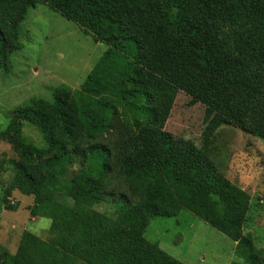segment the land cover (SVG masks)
Returning <instances> with one entry per match:
<instances>
[{
  "label": "trees",
  "instance_id": "16d2710c",
  "mask_svg": "<svg viewBox=\"0 0 264 264\" xmlns=\"http://www.w3.org/2000/svg\"><path fill=\"white\" fill-rule=\"evenodd\" d=\"M39 4L133 62L132 90L153 119L66 84L54 87L53 100L15 109L45 147L33 155L22 135L0 131L17 153L7 193L33 196L32 216L48 214L43 208L57 196L73 201L55 209L41 244L67 264H184L145 234L154 217L187 209L236 242V264H264V251L243 232L250 194L161 126L147 77L264 141V0H0V69H10L21 24ZM103 202L115 217L94 208ZM17 260L0 244V264Z\"/></svg>",
  "mask_w": 264,
  "mask_h": 264
},
{
  "label": "rangeland",
  "instance_id": "374dc122",
  "mask_svg": "<svg viewBox=\"0 0 264 264\" xmlns=\"http://www.w3.org/2000/svg\"><path fill=\"white\" fill-rule=\"evenodd\" d=\"M20 41L22 48L12 54L10 69H0V131L22 135L24 146L32 147L33 155L45 142L37 128L20 118L15 109L31 98L53 100V89L59 84L116 103L124 112L153 122L144 111V97L132 90L139 88L133 81V62L112 47L95 42L81 26L50 6L39 4L29 9L20 27ZM147 77L157 93L161 126L179 142L194 143L227 178L250 194L243 232L251 234L255 245L264 251V141L239 126L226 124L201 103L191 105L184 92ZM14 158L13 146L0 140V244L18 257L15 264H67L63 257L54 258L41 243H49L50 217L55 209L73 201L57 196L43 208L50 216H32L33 196L17 190L7 193L13 181L10 160ZM94 208L116 216L110 203ZM30 233L35 241L26 236ZM145 237L184 264L241 261L235 256L236 242L187 209L175 217H154Z\"/></svg>",
  "mask_w": 264,
  "mask_h": 264
}]
</instances>
